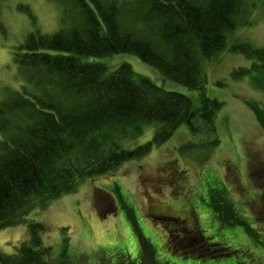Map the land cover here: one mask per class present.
<instances>
[{
  "label": "trees",
  "instance_id": "obj_1",
  "mask_svg": "<svg viewBox=\"0 0 264 264\" xmlns=\"http://www.w3.org/2000/svg\"><path fill=\"white\" fill-rule=\"evenodd\" d=\"M55 1L59 28L29 31L12 49L21 82L0 100V230L26 223L28 233L16 254L0 255V264L50 263L51 247L41 238L45 226L27 218L33 210L74 192L86 178L147 154L180 125L193 134L215 132L222 103L206 94L201 61L225 49L228 33L239 17L247 22L248 1L252 5L251 0ZM229 50L251 60V69H239L233 77L251 74V83L264 91V49L241 41ZM117 53L136 55L166 79L196 91V98L163 89L128 63L109 70L98 60ZM254 109L264 121V107ZM149 125L151 139L133 144ZM225 216L222 227L240 222L233 211ZM178 229L168 234L166 247L185 248L178 251L185 258L229 257L230 264L239 251L208 237L198 248L190 239L189 251L182 243L186 228ZM139 240L138 263L162 264L156 247Z\"/></svg>",
  "mask_w": 264,
  "mask_h": 264
},
{
  "label": "rangeland",
  "instance_id": "obj_2",
  "mask_svg": "<svg viewBox=\"0 0 264 264\" xmlns=\"http://www.w3.org/2000/svg\"><path fill=\"white\" fill-rule=\"evenodd\" d=\"M251 2L247 17L243 16L247 22L238 18L225 49L201 61L205 92L222 103L215 117V132L193 134L180 125L147 154L124 162L113 172L86 178L74 192L29 213L28 219L45 226L41 238L51 247L49 264H139L140 237L156 247L155 258L162 264L229 262V257L212 262L185 258L178 252L185 248L169 250L168 234L179 233L180 227L186 228L183 235L188 238L182 243L189 251L208 237L210 242L240 251L230 257V264H264V121L254 109L255 104L264 107V91L251 83L252 70L248 76L233 77L235 71L250 68L251 60L229 50L241 41L264 49V0ZM58 19L55 0L1 1L0 100L21 82L12 49L36 28L55 32ZM98 60L109 70L128 63L135 73L163 89L196 98V91L166 79L134 54L117 53ZM153 129L146 126L133 144L151 139ZM232 211L240 222L222 227L224 216L229 219ZM199 228L203 234L194 237ZM192 238L197 243L192 240L188 245ZM25 240L26 223L0 230V255L16 254Z\"/></svg>",
  "mask_w": 264,
  "mask_h": 264
}]
</instances>
